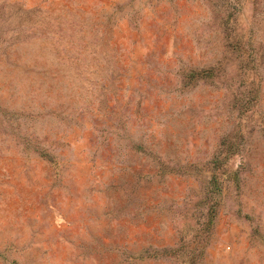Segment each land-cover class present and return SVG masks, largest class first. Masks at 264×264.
I'll list each match as a JSON object with an SVG mask.
<instances>
[{"label": "rangeland", "instance_id": "374dc122", "mask_svg": "<svg viewBox=\"0 0 264 264\" xmlns=\"http://www.w3.org/2000/svg\"><path fill=\"white\" fill-rule=\"evenodd\" d=\"M0 264H264V0H0Z\"/></svg>", "mask_w": 264, "mask_h": 264}]
</instances>
